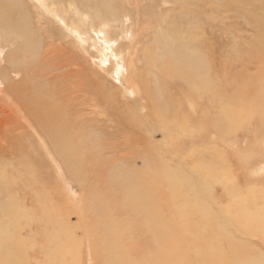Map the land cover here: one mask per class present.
Here are the masks:
<instances>
[{
  "label": "rangeland",
  "instance_id": "374dc122",
  "mask_svg": "<svg viewBox=\"0 0 264 264\" xmlns=\"http://www.w3.org/2000/svg\"><path fill=\"white\" fill-rule=\"evenodd\" d=\"M18 1L22 3V6L15 7L13 11L14 16L22 19L24 18L23 21L25 22H32V26L37 25L39 27L38 16L41 14V11H39L40 9L45 11L44 13L46 15H43L45 21L48 20L46 17L51 15L49 18L53 23L51 25H42L47 29L51 27L50 30H53L54 37L43 38L40 37L39 34H37L36 37H32L31 43L32 41L34 42L36 53L31 56V54L25 52V50L20 51L21 54H24V57L22 59L21 54H19L18 60L20 59L22 69L33 67L34 69H38V73L40 72L41 76L39 78L37 76V80L33 82V84H36V88L42 86L45 78L46 80L48 78L51 80L50 85L48 86L50 90L49 92L55 95L59 102L58 105L60 108L64 109V116L61 115V112L56 111L54 106L51 105L50 109L59 113L57 115L58 120H56L57 122L55 123H57L58 126H63L67 132H70L72 140L82 146V148L77 149L76 154L81 158H85L92 155H104V152L108 150L111 155L114 154L116 157L111 159V161L117 158H123V155L120 153L121 151L126 152V146L122 144V142H124L123 134L120 133L121 126L117 123H119V120H124L125 117H127V122H130L131 117L129 115H133L131 112H136L142 114L145 119L147 116L151 117L150 120L146 119L148 124L141 128L143 133H150L152 130L153 134L156 135V142L160 140L166 146L169 144L171 153L177 150L179 152V157H181L183 161L187 160L185 161L186 166L181 167L183 173L189 172L186 173V175L194 177L195 175L192 173L193 171L189 168L193 166L192 162L195 161V158H200L199 164L195 163L196 167L199 169L204 161L209 160L212 149L215 151L217 148L224 150L229 161H227L228 168H226V171L232 176L228 186H236L235 188L239 189L236 192L238 193L239 191V194H237L238 197L242 198L245 203L244 205L249 206L250 210L258 209L259 206L264 205V144H262L264 133H262L263 130L256 132L257 130L255 129V126L257 119L255 116L247 117L246 121L241 125L235 136L224 135L221 131L216 133L210 132L211 139L201 142L197 137L198 134L195 136L198 132L199 122L201 123V120H203L201 119V116L208 111L206 112L208 118H203H207V124L211 126V119H214L215 116H217V114L212 113H215L220 105L215 104L213 107L209 108L208 101L204 98H199L198 95L189 86L185 85L182 80H178V82L183 89L177 88V86L171 87L172 102L168 99L167 95L163 93H161L162 101L160 105L151 103L148 98L144 99L145 96L137 97V100H135V94L132 91V88H129L131 89L129 90L123 85V82L125 83V81H127L126 75L128 76V69H126L124 64L120 65L118 64V61H115L119 59V56H122V54L117 56L116 52H114L115 56L113 55L114 57L112 58V60L114 59V64L112 60L107 62V60H109L108 57H111L115 50V45L120 43V39L124 40L121 36H123V34L126 35V32L124 33V31L129 28V25L126 26L127 21H125V23L123 22L125 25L121 22L122 20L114 21V27L112 25L111 27L107 22H105L103 26H96L97 21L95 22L88 13L85 12L84 6L79 5V2L77 3L76 1H74L72 7L66 8V10H64L65 1L63 2L62 0L58 1L60 4H57L56 7L50 5L47 0ZM124 1L129 3L132 0H119V3H117L116 0H113L115 5L120 4L122 8L127 9ZM148 1L149 0H145V3L147 4ZM199 2L200 0H197V5ZM217 3L218 4H210V7H208L209 3L208 5L204 4L203 8L209 9L215 17V12L217 11L216 8H218L222 17L221 23H216V18L213 28H210L208 25L212 23L211 21H209V23L201 21L199 24L203 25L205 32L202 35L201 33H198V35L207 38H203L205 44L210 43V47L212 44V46L216 48L213 51L216 59V61H214L215 78L219 82L217 88L223 90L221 93L228 95L232 87L231 85L228 86L232 79H229V76L234 74V70L231 66L234 52L230 50L234 41L232 40L233 37H230L229 32L225 27L226 22H228L233 14L236 13L238 23L240 24L238 31L242 32V36L237 39L239 43L247 40V37H252V32L244 26L249 10L243 8L244 6L242 3H237L235 0H220ZM161 4L163 5L162 9ZM40 5L43 8L40 7ZM141 8L138 9V14L141 20L148 23V30H141L143 34L138 37L143 44L141 56L137 58L138 64H135L139 72L137 77L138 80L141 78L144 80L146 78L145 70L148 69V64L144 58V53L147 51V46L155 42L157 31L161 28L164 30L165 28V33H167L171 26L174 28L177 27L174 24L172 25V23L178 18H180L182 24L189 22L188 17L182 13V8L178 0H156L152 5L151 12L141 11ZM79 9H81L80 11L84 14V22H78L80 24L76 23L77 29L75 32L76 34H80L81 40H79V37H73V39L79 42L83 41V43H86L85 47L88 42V46L90 47L88 50L86 49L89 53H87L88 55L84 54L71 37H61L57 32L58 30L63 31V27L67 26L65 25L66 23L71 22V19L77 18L76 15H79ZM166 12L169 13L167 21L166 19L162 21L160 24L161 26H158L155 22L153 25L151 24L153 22L151 13H155L157 16H163L167 15ZM238 12L241 14L240 18ZM135 13L136 11L134 10L133 14ZM29 19L31 21H29ZM11 21H14V19ZM182 27L185 29L187 28L185 25H182ZM233 27V24L229 25V28ZM104 28L108 30L107 34H109V32H111L112 35L117 33L115 35L116 37H104L105 39H103L101 34ZM141 28H143L142 24H140L139 29ZM117 29H119L121 33ZM95 31H99L98 34ZM12 35L13 37H10L8 33L5 34L0 30V57L4 58L6 56V51L10 53L13 51L12 49L16 50L15 47H17L18 44L24 43L23 39L15 35V33H12ZM117 35H119L120 38ZM94 36L96 40L93 38ZM174 37H176L174 34H170L168 37H164V40L161 42L156 41L160 44L155 43L157 50H176L178 48L177 46L181 45V43H178ZM113 38L115 41L111 43ZM93 41L95 43H93ZM31 43H29V45H31ZM91 43H93V45ZM51 46L53 50L61 51V54H63L64 57L69 58L67 64L64 61L61 63H57L56 61V65L51 63V61L49 64L47 62L43 64L44 58H42V55L45 54ZM121 46L123 49L124 45ZM97 47L103 49L102 52L99 48L100 51H96L98 50L96 49ZM99 53L102 54V56ZM104 53L105 56H103ZM108 53L110 54L108 55ZM106 55H108V57ZM63 56L59 55V57ZM74 57L78 60L77 64L72 62V58ZM104 57H106V59H104ZM25 60L27 62L26 66L23 64ZM108 63L109 65H107ZM49 66H51V68H49ZM208 67V76L212 77V70L214 68L210 64H208ZM0 68L4 71L3 76L6 74L9 77L8 81L10 83H12V79H14L20 81L24 86H28L25 80L22 79L24 74L27 75L28 72L25 73L23 70L20 72L9 71L6 69V63L2 64ZM79 68L86 70L88 74H84L86 71H81L80 75L76 74L77 69ZM105 68H109L112 72L114 71V77H112L113 73L110 74L107 72L109 69L106 71ZM55 69L56 71L54 72L53 70ZM119 73H121L123 77ZM154 73L155 72H150V76ZM236 73H239V71L237 70ZM90 78H93L96 84L103 89H108L113 92L116 100L115 106L121 117L118 115V117L111 115L112 112L111 114H108L107 117L96 113L102 107V104L100 103L101 97L97 95ZM149 80H151V78H149ZM0 88L4 89L6 94L11 92V90H9L10 92L8 91L1 79ZM31 88L32 87L28 89V93H21V95L18 96L22 98L21 101L23 103L24 101L32 103L33 97L31 94H35L36 90H32L31 92ZM186 91L189 92L188 95H185ZM144 92L147 94L146 90H144ZM192 98L195 99L193 100L195 101V114H192L187 110L184 112L183 110H179L180 115L177 117V120H179L181 119V116L185 119V114L186 116H189V119L181 125L188 131L183 132L177 127L173 128L171 126V121L160 119V116L169 119L172 118V108L174 104L178 103V101L179 103L182 102V106L188 109V106L185 104V99ZM2 101H5V98H3ZM21 101L19 100V102ZM38 102L39 101H37V103ZM105 103L106 97L103 101V106ZM0 104L3 105L5 110L6 108L8 109L10 115L7 116L11 118L8 119L9 124L7 122L1 124L0 147H3L4 145V150L11 151L17 158H11L5 153V151L0 152V199H3L0 212L8 213L11 211L12 213L0 217V231L5 229L6 226V234L12 236L14 241H16L17 252L21 258L20 264H110L109 255L120 258L119 262L111 259L115 264H122L121 262L124 264H145L146 262V264H148L150 258L146 253L150 251V253H153L156 248L161 249V247L165 245L171 247L174 252L175 250L177 252V254L174 253L176 255L175 257L169 258L168 263L167 259L164 258L163 260H165V264H170V261L172 264H181V262L182 264H197V262H200L201 260L204 261L203 256L205 257V255H200L202 254V251H210L208 249L205 250L204 248L207 247L203 244L204 241L207 242L205 236L210 226H208V224L206 225L207 217H205V220L204 217L190 212L193 211V207L196 206V200L191 194V196H188L189 194L186 193L181 195L180 192H178L179 189L176 190L178 193L176 191L171 192L169 186L165 183H161L160 180H157V184H151L148 192L150 193L149 201L151 204H154L152 210L153 218L151 220V222H154L152 224L149 221L148 226L143 222L145 224L144 226V224H141L144 215L139 213V215L135 217L127 210H124L122 208L124 200L122 192L114 190L112 185L107 182L108 179L106 177L108 175L106 173L110 171V168L115 169L113 163H109L110 161H104L102 158V161L104 162H101L102 170H104L102 171L100 168L96 167V164H94L98 160L96 158H93L92 160L91 158L89 163H92L91 165L86 166L87 173L86 175H83L85 176V179L78 177L77 174H75L76 176L74 177L70 169L68 170V168L65 167L66 165L61 163L63 160L59 157L57 147L53 140L38 128L37 123L40 124L39 122H36L32 117H29L33 122L32 127H30L20 119L17 107L15 108L13 105H7L4 103ZM118 105L120 106L118 107ZM10 107L13 109L10 110ZM19 107L23 109L21 105ZM125 107L131 112H128ZM161 108H166V110H161ZM207 108L208 110H206ZM122 109L126 110L125 117ZM92 112H94V115ZM181 112H183L184 115L181 114ZM144 113L147 115H144ZM5 115L6 113L0 112V118H5ZM15 121L20 122V126L15 125L13 123ZM165 123L169 126L166 127ZM92 127H94V129ZM33 129H36L37 133H35ZM211 130H213V128ZM192 131L194 132L192 133ZM256 136L259 137L255 139ZM248 138L250 139L248 140ZM133 139L134 135L132 133L126 140L131 141ZM80 140H83V142ZM134 140L132 142H134ZM255 140H260L258 145H252L250 146L251 148L247 144L245 145L246 141L254 143ZM43 143L46 145L50 144L49 152L46 151L47 149ZM230 144L233 145L231 146ZM240 152L247 155L251 154L249 158L252 159L246 165L237 163L236 161V156ZM209 162L210 161H207V163ZM137 163V166L140 167L141 159H137ZM150 173L151 171H149V173L145 171V177H143L144 180L151 182L152 179ZM29 181L31 183H29ZM9 185H11V187ZM183 187L184 186H182L181 191L183 190ZM222 188L223 186L221 184H214L210 190L212 193L208 194V198L213 196L212 198H215L217 201L213 202L214 205L217 203L215 206L212 204L213 208L218 205L224 206L223 204L226 203L227 205L228 203V199H223V196L220 194ZM215 190L218 192H215ZM214 193L217 196H215ZM240 193L241 196H239ZM13 194L15 197H13ZM92 207L94 209L96 207L97 212H94ZM21 210L25 211L23 215H19ZM107 214L113 218L112 222L109 221V216ZM10 215L12 216L8 218ZM99 216L103 217V223L106 224L105 226L97 222ZM245 223L246 221L244 219L236 217L234 224L228 226L230 230H234L231 232V235L235 239H245L243 241L246 245V248L244 247L246 253L245 258L235 259L234 261L233 259H229L224 261L223 264L242 263L243 261L257 264L260 263L259 259L261 257L264 258V240L258 236L248 235L249 231L254 232L255 230L253 224ZM235 230L238 235L235 233ZM107 231L110 232L109 236H106ZM244 231L247 232L245 236L243 233ZM113 232L117 233V235H113ZM153 234L156 236L154 239L151 238L154 237ZM201 236L203 241H201ZM195 238H197L196 241ZM259 238H261L262 242ZM259 241L260 244L258 243ZM200 243L202 244L200 245ZM114 249L119 250L113 251ZM212 250L213 252L215 251L214 248ZM224 250L226 251V249ZM193 251L196 254L198 253V256Z\"/></svg>",
  "mask_w": 264,
  "mask_h": 264
},
{
  "label": "bare ground",
  "instance_id": "6f19581e",
  "mask_svg": "<svg viewBox=\"0 0 264 264\" xmlns=\"http://www.w3.org/2000/svg\"><path fill=\"white\" fill-rule=\"evenodd\" d=\"M47 1L50 5L55 7L57 4H60L58 3L59 0H47ZM62 1L63 2L65 1L64 10H66V8L72 7L74 1H76L77 3L79 2L78 3L79 5L84 6L85 12H87L88 15L95 22L97 21L96 26H103L104 23L107 22L110 26L112 25L114 27V23H115L114 21L122 20L121 21L122 23L123 22L125 23V21H127L126 26L129 25V28L128 30L125 29L124 33L126 32V35L127 34L128 35L126 36L122 33L123 36H121V38H123L124 40L120 39L121 41L118 45H115L114 43L115 50L113 51V53L116 52L117 56L122 54V56H119L120 58L115 61H118V64L120 65L124 64L126 69H128L127 70L128 76L126 75L127 81H125V83L123 82V85L128 89L132 88V91L135 94V100H137V97L145 96L144 99L148 98L151 101V103L160 105L162 101L161 93H163L166 94L168 99L172 102L173 98H172L171 87L177 86V88H182L181 84L178 82V80H182L185 83V85L189 86L198 95L199 98H204L205 100L208 101L209 108L213 107L215 104L220 105L218 110H216L215 113H212V114H217V116H215L214 119H211L212 122L211 126L207 124L208 116L206 115V112L208 111H206L201 116V119L203 120H201V123L199 122L198 132L196 134L194 133L195 136L198 134L197 137L199 138V141L203 142L205 140H210L211 139L210 132L216 133L221 131V133L224 135L235 136L236 132L239 131L241 125L246 121V118L252 116H255V118L257 119L255 126V129L257 130L256 132H260L263 130L262 133H264V0H235L237 3L240 4L242 3V5L244 6L243 8L249 10L248 17L244 22V26L251 30L252 37H247V40H244L241 43H239L237 40L238 37L242 36V32L238 31L240 28V24L238 23L236 13H234L233 16L230 18V20L226 22L225 27L228 30L230 37H233L232 40L234 41L231 46L232 48H230V50L234 52V55L232 56V60H231V66L234 70V74L229 76V79L231 78L232 79L230 80V84L228 86L230 85L232 86L231 87L232 91L230 90L228 95H226L225 93H221L223 92V90L217 88L219 82L215 78L216 74H215L214 61H216V59H215V53L213 51L216 48H214L212 44L210 47L209 46L210 43L205 44L203 39L205 37L201 36L205 32V29L202 24H201L202 26L199 24L201 23V21L205 23H209V21H211L212 23H210L208 26L210 28H213V24L215 23L216 18H217L216 23H221L222 17L218 8L214 7L217 10L215 12L216 17L212 15L209 9L203 8L204 4L208 5L209 3L208 7H210V4H218L217 2L220 0H209V1L200 0L198 5H197V0H178L182 8V13L188 17L189 22L186 24H182L180 22V18H178L176 21L172 23V25L174 24L177 27L174 28L171 26L170 29H168L167 33H165L166 32L165 28L164 30L163 28H161L159 29V31H157L155 42L148 45L146 48L147 51L146 53H144V58L146 59V62L148 64V69L145 70L146 78L144 80L143 78L138 80L137 77L139 72L135 64H138L137 58L141 56V52L143 49V44L141 40L138 39V37L143 34L141 30L144 31L145 29L148 30V23L140 19L138 14L139 13L138 9L142 7L141 11L151 12L152 5L155 3L156 0H149L147 4L145 3V0H132L129 3H126V1H124V4L127 6V9L122 8L120 4L115 5L113 0H62ZM116 2L119 3V0H116ZM227 2L233 3L231 1H227ZM18 6H22V3L19 2L18 0H0V30H2L3 33L5 34L8 33L10 37H13L12 33H15V35L22 38L24 42L22 44H18V46L15 47L16 50L12 49L13 51L10 53L6 51V56L4 58L0 57V66L6 63L7 64L6 69L9 71L20 72L21 70H23V72L25 73L28 72L27 75L24 74V77L22 78L23 80H25L28 86H24L20 81L14 79H12V83H10L8 81L9 77L6 74L5 76H3L4 71H2L0 68V79L3 80L8 91L11 90V92L9 91L10 92L9 94H6L4 89L0 88V92L3 93V94L0 93L1 95L0 103L13 105L15 108L17 107L18 108L17 111L20 119L30 127H32L33 122L30 120L29 117H32L36 122H39L40 124L37 123L38 128H40V130L43 133L47 134L53 140L55 146L57 147V153L59 157L63 160L61 163L62 164L64 163L66 165L65 167H67L68 170L70 169L74 177L76 176L75 174H77L78 177L85 179V176L83 175H86L87 173L86 166L91 165L92 163V162L89 163L91 158L92 160L93 158H96L98 160L97 161L94 159L95 161H97L94 164H96L97 166L96 165L95 166L100 168L101 170H102L101 162H103L102 161L103 159L104 161L107 162L110 161L109 163H113L115 169L110 168V171H108L109 173L105 171L107 172L106 174L108 175L106 177L108 179L107 182L112 185V188L114 190L122 192L124 199L122 203V208L124 210H127L130 214L134 215L135 217L139 215V213L141 215H144L141 224L143 225L144 224L143 222H145L146 226H148L149 221L151 222L153 218L152 210L154 208L153 206L154 204L153 203L151 204V202L149 201L150 193L148 192L149 186L151 184H157V180H160L161 183H165L167 186H169L171 192H174L177 189H179L178 192H180L181 195L185 193L189 194L188 196L192 195L196 200V206H194L193 207L194 210L190 212L194 214L196 213L198 216L204 217L205 220H206L205 217H207L206 225L208 224V226H210L207 234L205 232L206 234L205 238L207 239V242L206 241L203 242V244H205V246L207 247L204 249L205 250L208 249L210 251H206V252L202 251V254L200 256L205 255V257L203 256L204 261L201 260L200 262H197V264H223L224 261H227L229 259H233L234 261L235 259L245 258L246 253L244 249L246 248L245 247L246 245L245 242H243L245 239H241V240L235 239L231 235V232L234 230H230V228L228 227L230 226V224L232 225L234 224V220L236 217H240L244 219L246 221L245 224H253L255 231L254 232L249 231L248 235L258 236L264 240V205L259 206L258 209L250 210L249 206L244 205L245 203L242 200V198L238 197L237 194H239V191L238 193L236 192L239 189L235 188L236 186L234 187L228 186L230 180L232 179V176L226 171V168H228L227 166L228 157L227 154H225L224 150L217 148L215 151L214 149H212V151L210 152L211 154L209 153L210 158L209 160H207L210 161L209 163L201 159L204 161L203 165L202 166L200 165L199 168L201 171L195 165V163L199 164L200 158H195L194 159L195 161L192 162L193 166L189 168L191 171H193L192 173L195 176L193 175L194 177H192L190 175H186V173L189 172L183 173L181 167L186 166L185 161L187 160L183 161L181 157H179V152L177 150L171 153V148L169 144L168 146H166L160 140L156 142L155 141L156 135L153 134L152 130L150 131V133H143L141 131V128L146 124H148V121L146 119L150 120L151 119L150 116H147V118L145 119L142 114L131 112L125 107L126 110H128V112H131L133 114V115L131 114L129 115L131 119L130 122H127V117H125L126 110H123L124 108L122 109L124 111L125 118L122 116L124 120L123 119L119 120L120 124L119 123L117 124L121 126L120 133L123 134L122 136L124 141L122 142V144L126 146V152L121 151L120 153L121 155H123V158H117L111 161V159L116 157L113 153H112L113 155H111L109 153L110 151L108 150L105 151L104 155L101 156L92 155L93 157L90 156V157L81 158L78 154H76L77 149L82 148V146H80V144L72 140V136L70 132H67L63 126H58V124L55 123L57 122L56 120H58L57 115L59 114L56 111L61 112V115L64 116V109L60 108V106L58 105L59 102L57 101L55 95L49 92L50 90L48 86L50 85L51 80H49V78L46 80L45 78L42 86L36 88V84H33V82L37 80V76L38 78L41 76L40 72L38 73V69H34L33 67L28 69H22V64L20 63V59L18 60L19 54H21L20 51L25 50V52H28L29 54H31V56H33V54L36 53L34 42L32 41L31 43L32 37H36L37 34H39L40 37L43 38L54 37L53 30H50L51 27L47 29L44 28L42 25V24L51 25L53 23L49 18L51 15L46 17L48 20L45 21L43 19V15H46L44 13L45 11H42L40 8H37L40 9L39 11H41L40 16H38L39 27L37 25L32 26L31 25L32 22L31 23L28 21L25 22L23 21L24 18L22 19V18H18L17 16L16 17L14 16L13 11L15 7L17 8ZM40 7L42 6L40 5ZM162 7L163 5L161 4V9ZM80 10L81 9H79V13H78L79 15H76L77 17L76 19H71V22L65 24L67 26L63 27V31H59V30L57 31L58 34L61 35V37H65V38L71 37L72 39L73 37L80 38V34L79 33L76 34L75 32V30L77 29L76 23L81 21L84 22L83 20L84 14ZM134 10L136 11L135 14H133ZM166 14L167 15L157 16L155 15V13H151V17L153 21L151 24L153 25L155 22V24L161 26L160 24L162 23V21H164L165 19L167 21L169 13L166 12ZM240 15L241 14L238 12L239 18ZM12 19H14V21H11ZM29 21L31 20L29 19ZM124 23L123 25H125ZM140 24L143 25V28L141 29H139ZM181 24L185 25L187 28L185 29L184 27H182ZM230 24H233L234 27L229 28ZM117 30L119 31V29ZM98 32L96 33L98 34ZM107 33L108 30L104 28L102 30V34L100 33L103 39H105L104 37H116L115 35L117 34L116 32H115L116 34L114 33L115 35H112L111 32H109V34ZM198 33H201V35H198ZM170 34L171 35L174 34L176 36L174 38L178 43H181V45H178L177 46L178 48L176 50L173 49H167L166 51L157 50L155 43L159 44V42L164 40V37H168V35ZM117 36L119 37V35ZM93 38H95V36ZM79 40H81V38ZM73 41H75V44L84 52L85 55L89 54L87 52L88 48H90L88 46V42L85 47L86 43H83V41L79 42L74 39ZM113 41H115L114 38L111 43H113ZM29 43H31V45H29ZM93 43L95 42L93 41ZM93 43L91 44L93 45ZM121 45H124L123 49ZM98 48L99 47H97L96 49ZM99 49L96 51L101 50L102 52L103 49L100 50ZM169 50H173V51H169ZM61 53H62L61 51L53 50L52 46L49 47L48 51H46V53L42 55V58H44L43 64H45L46 62L49 64L50 61L54 65H56V61L57 63H61L62 61H64L67 64L69 58L64 57L63 54ZM110 53H108V55ZM113 53L111 57H108V55H106L109 58L107 62L111 61L112 58L115 56V53L114 54ZM59 55H62L63 57H59ZM100 55L102 56V54ZM103 56H105V53ZM23 57L24 54H21L22 59ZM57 59L59 60V62ZM104 59H106V57H104ZM96 60L94 61L97 62ZM72 62L77 64L78 63L77 58L75 57L72 58ZM109 63L107 65H109ZM23 64L24 66L27 65L26 60L23 62ZM208 64H210L214 68L212 70V74H213L212 77L208 76L209 73ZM51 66H49V68H51ZM108 69H106V71ZM237 70L239 71V73H236ZM53 71L55 72L56 69ZM81 71H86V70L79 68L77 69L76 74L80 75ZM107 72L112 74L114 71L112 72L109 69ZM150 72L152 73L155 72V73L152 76H150ZM84 74H88V72L86 71ZM119 74L121 75V73ZM121 76L123 77V75ZM112 77H114V73L112 74ZM149 78H151V80H149ZM90 79L93 86L95 87L97 95L101 97L100 103L102 104V107L96 113L98 115L107 117V115L111 114L112 112L111 115H115V116L118 115L119 117H121V115H119V113L117 112V108L115 106L116 100L114 98L113 92L108 89H103L101 86L97 85L93 78ZM30 87H32L31 92L32 90H36V93L31 94V96L33 97L32 103H30L29 101L28 102L24 101V103H26L24 104L21 101L22 98L18 96H20L21 93H25V94L28 93V89H30ZM144 90H146L147 94H145ZM186 94L188 95L189 92L186 91L185 95ZM105 97H106V103L103 106V101ZM3 98H5V101H2ZM19 100L21 102H19ZM193 100L195 99L193 98L185 99V104L188 106V109L182 106V102L179 103L178 101V103L174 104L171 111L173 117L169 119L164 116L162 117L160 116V119L171 121L172 123L171 126L173 128L177 127L183 132L188 131L186 130V128L181 126L182 124H184V122H186L187 119H189V116H186V114L184 115L183 112L187 110L188 112L195 114V101ZM37 101L39 102L37 103ZM20 105L23 107V109L19 107ZM51 105L54 106L56 111L50 109ZM119 106L120 105H118V107ZM12 109L13 108L10 107V110ZM163 109L166 110V108H161V110ZM179 110L180 111L183 110L181 114L185 116V119L183 116H181V119L177 120L178 115H180ZM206 110H208V108ZM0 112L6 113L5 118H0V129H1L2 123L5 122L8 123L9 121L8 119L10 117L7 115H10L9 114L10 112L8 111L7 108L5 110L2 104H0ZM92 114L94 115V112H92ZM144 115L147 114L144 113ZM203 117H207V118H203ZM20 122L15 121L13 123L15 125L20 126L19 124ZM165 126L167 127L169 125L165 123ZM92 128L94 129V127ZM210 128L211 129L213 128V130H211ZM34 132L37 133V130L35 129ZM193 132L194 131H192V133ZM132 133L135 139V140L133 139L134 142H132L133 140L131 141L126 140L128 139L129 136H131ZM258 137L259 136H256L255 139H257ZM249 139L250 138H248V140ZM80 141L83 142V140ZM259 141L255 140L254 143L250 141H246L245 145L247 144L249 147L252 145H258ZM233 144L230 145L232 146ZM262 144H264V137L262 138ZM44 145L47 149L46 151L49 152L50 144L48 145L44 144ZM104 147L107 149L105 145ZM1 151H5L4 145L3 147L2 146L0 147V152ZM5 153L8 154L11 158L17 159L11 151H5ZM250 155L251 154L247 155L243 152H240L236 156L237 163L246 165L252 159L249 158ZM137 159H141L140 167L137 166L138 164ZM145 171L148 173L149 171H151L150 173V177L152 179L151 182L144 180L143 177H145ZM29 183L31 182L29 181ZM214 184L215 185L221 184L223 186L221 190L222 192L220 194L223 196V199L224 198L228 199L227 205L225 203L223 204L224 206L218 205L217 207L213 208V206L217 204L216 203L214 205L213 202L214 201L217 202V201L215 198H212L213 196L212 197L210 196L211 198L209 197L210 198L209 199L208 194L212 193L210 192V190L212 189ZM11 185L9 186L11 187ZM182 186L184 187L183 190L181 191ZM215 192L218 191L215 190ZM215 196L217 195L215 194ZM239 196H241V193ZM13 197H15V195ZM2 200L3 199H0V207L2 206ZM92 210L94 212H97L96 207L95 209L92 207ZM24 212H25L24 210H21L19 215L21 214L23 215ZM8 213H11V211H9ZM8 213L0 212V217ZM11 216L12 215H10L8 218H10ZM97 220H98L97 222H99L101 225L103 226L106 225L103 223L102 216H99ZM109 221L111 222L113 221V218L110 216H109ZM153 222L154 221H152L151 223L153 224ZM6 229L7 227L5 226V229H2L0 231V262H1L0 264H20L21 258L19 257L17 252L16 241H14L12 236L6 234L7 232ZM235 233L237 234L236 230ZM243 233L244 236L247 234L246 231H244ZM112 234L117 235V233L115 232H113ZM109 235L110 232L107 231L106 236ZM151 238L154 239L156 238V236L154 235V237ZM197 238H195V241ZM261 238L259 239L262 242ZM201 241H203L202 236H201ZM260 241L258 242L259 244ZM201 244L202 243H200V245ZM222 247L226 249V251ZM213 248L215 249L214 252L212 250ZM156 249L153 253H150L151 251L146 253V255L150 258V260L149 259L148 260L152 262V263L149 262L150 264H165L164 262L165 260H163L164 258L167 259V263H168L169 258L175 257L176 255L174 253L177 254L176 250L174 252V250H172L171 247L166 245L162 246L161 249L160 248H158L157 250ZM202 249H203V245H202ZM117 250L119 249H114L113 251H117ZM109 257H110V264H115L112 262L111 259H114L118 262L120 261V258L117 256L109 255ZM259 261L260 263L257 264H264L263 257H261ZM121 263L124 264L123 262ZM170 264H172L171 261ZM235 264H252V263H247L243 261L242 263H235Z\"/></svg>",
  "mask_w": 264,
  "mask_h": 264
}]
</instances>
